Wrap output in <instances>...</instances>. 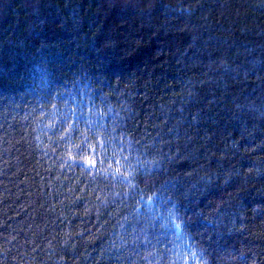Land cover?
<instances>
[{
    "label": "trees",
    "instance_id": "16d2710c",
    "mask_svg": "<svg viewBox=\"0 0 264 264\" xmlns=\"http://www.w3.org/2000/svg\"><path fill=\"white\" fill-rule=\"evenodd\" d=\"M0 264H264V0H0Z\"/></svg>",
    "mask_w": 264,
    "mask_h": 264
},
{
    "label": "snow or ice",
    "instance_id": "6c2138e0",
    "mask_svg": "<svg viewBox=\"0 0 264 264\" xmlns=\"http://www.w3.org/2000/svg\"><path fill=\"white\" fill-rule=\"evenodd\" d=\"M49 127H52V125H49ZM69 127H71V126L69 125ZM65 132H67V129H65ZM60 140L61 141H65V142H70L71 138L67 137L66 135H62L60 137ZM83 152H84V149L82 147H78L77 150L75 151V153H73L72 149L69 148L68 149V153H67L68 161L76 162L75 161V157L76 156H80L81 153H83ZM96 155L97 154L95 152V148L93 147L89 151V153L87 155H85V157H84L83 163L81 164V170L82 171L85 170V166H86L87 170H89V171H91V170L96 168V166H97ZM68 161H65V163H68ZM101 163H103V161H101ZM116 163L119 164V161H116ZM68 166L72 167V164H68ZM116 172H117V176L111 177L114 180H118L119 179V173H120L119 167H117ZM124 179L127 180L126 178H124ZM15 239H16V237L13 236V240H15Z\"/></svg>",
    "mask_w": 264,
    "mask_h": 264
}]
</instances>
